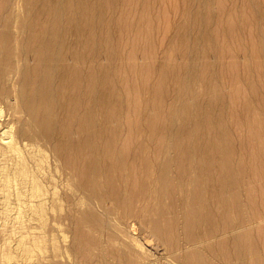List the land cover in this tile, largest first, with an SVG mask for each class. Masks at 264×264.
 <instances>
[{
  "label": "bare ground",
  "instance_id": "bare-ground-1",
  "mask_svg": "<svg viewBox=\"0 0 264 264\" xmlns=\"http://www.w3.org/2000/svg\"><path fill=\"white\" fill-rule=\"evenodd\" d=\"M162 2L169 0H0V97L9 95L6 75L17 72L15 112L25 115L16 134L2 130L0 139H11L0 160L18 165L6 161L14 167L0 179L12 184L28 174L33 184L21 187L39 195L45 184L30 164L37 152L22 146L43 138L60 151L88 205L66 215L77 225L74 254L95 242L89 234L113 236L123 222L128 233L139 228L138 245L155 238L180 249L182 264H264L254 227L264 236V3L185 0L173 6L170 24ZM159 18L173 33L162 52ZM242 21L255 29L251 45ZM228 54L247 61L222 63ZM242 71L245 86L237 85Z\"/></svg>",
  "mask_w": 264,
  "mask_h": 264
},
{
  "label": "rangeland",
  "instance_id": "rangeland-1",
  "mask_svg": "<svg viewBox=\"0 0 264 264\" xmlns=\"http://www.w3.org/2000/svg\"><path fill=\"white\" fill-rule=\"evenodd\" d=\"M257 1H262L264 3V0H257ZM184 2H185V0H169L168 3L162 2L160 4V6H161V9L165 10V14H166L165 20H167L168 22H170V24H172L176 18L175 17L176 11L173 9V6L175 4H179V3L183 4ZM20 3H21V1H20ZM225 3L227 6L233 7L234 5H245V0H225ZM17 6L16 7L18 8L19 11L23 10V9H21V7L19 5H17ZM160 6H159V8H160ZM213 6H214V10L218 11L220 9V4L218 1H215V3H213ZM233 22H234V20H233ZM163 23H164V20L162 18H159L158 25L160 26V29H158V31H157V38L159 39L158 43H160V40H161V42L164 41V44L163 43L158 44V49H160L161 52L163 50L165 51L166 49L169 50V48H171V47H168L169 46L168 45V41H169L168 39H171L169 37L170 36L172 37V34H173V33H171V31L161 30V29H163L162 28ZM241 23H242V26L246 28V33H245L244 39H243L244 43L251 45L252 44L251 39H252L253 34L255 33V29L252 28L248 23H246V21H242ZM167 37H168V39H165ZM166 41H167V43H166ZM230 42H232V41H230ZM162 44H163V47H162ZM159 46H160V48H159ZM162 48H165V49L161 50ZM160 51H159V53H161ZM136 61L141 63L144 61V59L139 58ZM237 61L240 63H244L247 61V58L244 54H240L237 56H231V54H228V55H225L224 57L221 58V62L224 64H230V63L237 62ZM242 74L245 76L246 71H242ZM259 78L264 80V75L260 76ZM17 79H18V73L15 71L8 73L5 77V82H4L3 86L8 89L9 95H5L4 97H0V131H1L0 137L2 135L7 136L9 134H13V135H14V133L16 134V130L18 129V125H17L18 124V118L20 116H22V113L20 114V113L15 112V107L17 105V100L15 99V95H16V90L18 89L17 88V86H18ZM244 80L245 81H242V80L239 81L237 83V85L245 86L246 85L245 83L248 82V78L245 76ZM223 81L225 83L227 93H230V91L232 90L231 83L229 82V80L227 78H223ZM228 99L230 100V97ZM243 99H244V97H242V100ZM22 117H25V115L23 114ZM8 125H10V126H8ZM1 127L3 129H1ZM232 127H233L232 129H233L234 133L237 135H240L242 133L244 134V132H245L243 128L241 129V127H236L235 125H232ZM5 128L7 129L8 133L5 134L6 132H4L2 134V132L5 131L4 130ZM246 133H247V131H246ZM3 136L1 137L2 139H3ZM75 136L78 137L79 134H76ZM2 139H0L1 151H2V147L7 145V144H4V142L7 143L6 139H7V141H9L11 138L10 137L6 138V139H4L5 141ZM23 142H24L23 146L21 143L22 148L23 147L28 148V150L33 151V152H31V151H28L26 149L25 150L26 152H28V153L31 152V154L32 153L34 154L37 152V155L32 154L34 157L33 156L31 157L32 159L33 158L36 159V157H37V159L36 160L31 159L34 162H32L30 160V164H31V167L33 166L35 168V169L33 168L35 174H36L37 170L39 171V173L37 171V174L35 176L37 177V175H38V177H37L38 179L41 177L43 179V181L40 180L41 178L39 180L44 182L45 186H44V189H42V190L40 189L41 192H40V190L38 191L40 197L38 194H35L36 191L34 190L33 187H31V186L26 187L25 189L30 188L29 189L30 191H32L31 188H33L34 192H31V193H34V195L33 194L30 195V192L28 190H27V192H25L26 190L24 189V187H21V186H25L27 184L30 185V183L32 181L27 178V176L29 177V175L27 173H26L27 176L25 175L26 176L25 180L27 181V183L22 178L25 181V183H23L22 182L23 180L22 181L20 180L21 177H24L23 174L20 173V175H22L20 177L18 174L19 179L13 180L11 182H12V184H15L16 182H14V181H17V183H18V180H19V183L21 181V184H19V183L18 184L20 185L21 188L24 189V190L23 189L21 190L23 193L22 196H24V201H23L24 204H22L23 202L21 200L22 203L20 202L21 203V206H20L19 205L20 203H18L19 199H18V202L14 201L15 198L16 199L18 198L17 196L19 195V193H21V191H19V189H18L19 188L18 184H16V186H18L17 188L14 185H12L11 183L10 184L3 183V184H5V185H3L2 184L3 180H1L2 175L5 173L3 171L9 170L8 168L10 167V165L15 164L13 162L17 163V161H14L11 159H15V158L18 159V157L15 156L14 154H13V156H15V157L10 155L9 157H13L10 159L11 161H13V162H11V161H9L8 156H5L8 158V159L5 158V159H7L6 161H9V163H11V164H8V162H7V164H6V161H2L4 158V155H2V153L0 151L1 155L3 156V158H1V160H0L1 161L0 165L2 164L1 166L3 167V168L0 167L1 168L0 170L1 171L3 170L2 172L0 171V173H1L0 174V178H1L0 179V181H1L0 182L1 183L0 184L1 185L0 186V264H109V263L110 264H146L148 262V260L151 262L155 261L158 264L159 263L160 264H179V263L182 264L183 263L182 262L183 259L180 258V253H181L180 249L175 248L174 246H172L170 244H166V243H164V245H163V243L160 244V241L153 238V237H152L153 239H151L150 242L149 241H147L148 243L146 242V244H148V245H146L144 242H142L144 244L141 243L143 246L138 245L140 242L137 243V241L135 239H133L134 237L132 238V236H134V235L135 236H141V235H139V233H140L139 228L136 229L133 226V231L132 232L129 231V233H128L126 230H127V228H128V230H130L129 228H131V227H129V225H127L126 223H123V222H117V225H119V227L121 226V228H119V227L116 228V226L113 227V229L116 231V234H117V235L115 234L116 236L115 235L112 236L108 232H106L103 235H101V233L100 234L95 233L96 235H93V234L90 235L89 234V237L91 238L90 241H93L95 238V242H93L92 244H88L89 245L88 247H87V245L82 246V244L81 245L79 244L81 246V247H79V245H78L79 253L74 254L73 251L70 250L69 244H70V241L72 238V233H73V231L77 225H74V224L70 225L69 220H68L66 215L68 212H70L73 215H77V214H79L80 210H83L86 207H88V205L84 202V200H85L83 198L84 195H83V193H80L79 191H76L74 189V187H75L74 184H75L76 179L71 174L70 170L64 165V161L62 159L60 151L58 149H56L52 145V143H50L46 139L39 138V137L26 138V139H24ZM25 142H26V144H25ZM2 145H4V146H2ZM24 148H23V150H24ZM25 151H24V154H26ZM1 155H0V157H2ZM17 159H15V160H17ZM36 161L37 162L39 161L38 162L39 164ZM3 164L4 165L6 164L5 167L7 166V168H4ZM17 165H18V163H17ZM12 167H14V166H12ZM12 167H10V168H12ZM33 169L31 168L32 171H33ZM39 174H40V177H39ZM27 179L30 181H28ZM31 184H33V182ZM13 192H16L15 196H13V194H15ZM67 192L72 195L71 200L67 199L66 194H65ZM24 193H26V194H24ZM27 193H28V196H27ZM40 193L44 196V197H42L44 199L41 198ZM10 195H12L13 198ZM60 196H61V198H60ZM25 197H27V198H25ZM11 199H13L12 201L16 202V203H13L11 201ZM1 200H4V201L1 202ZM42 200L44 201L43 202L44 208H42L43 210L40 209V207H41L40 205L43 204V203H41ZM5 203H6L7 211H6V208L4 210ZM9 206H10V208H9ZM13 206H14V208L12 209ZM8 208L10 210H8ZM18 208H19V210L21 209L20 213L18 211ZM134 223H136L135 225L139 227V225L137 224L138 222H134ZM122 227L123 228L125 227L126 229L124 228V231H123ZM254 227L256 229L255 232L257 234L256 235L257 241L260 245L259 247H260V249H263L260 251V253H262V251L264 253V238H263L264 236H263V234L262 235L260 234V229H259L258 223H255ZM106 234H107V236H106ZM105 236L107 239H105ZM110 236L113 238L111 239ZM108 237H110V239H108ZM102 238L105 239L104 244H103ZM131 239H133V240H131ZM144 239L141 238V241H145ZM106 240H108V241L106 242ZM134 240H135V243H137V244H135L133 242ZM124 241H127L128 243L126 244V242H124ZM156 241H158V242H156ZM131 243H133V244L131 245ZM127 245L128 246L130 245V249ZM133 245H135V246H133ZM121 246H124L125 248H122ZM131 246L135 247L136 249L135 248L132 249ZM91 248H93L96 251V253ZM126 248H128L127 252H126V250H127ZM109 249H110V251H109ZM137 249L139 250L140 254L137 252L138 251ZM91 250H93V251H91ZM101 250H102V252H101ZM111 250H113V252H111ZM129 250H132L133 252H136V253H131ZM134 250H136V251H134ZM177 250L179 251V255H178ZM174 252H176V253L174 254ZM86 253L88 254V256ZM104 253L106 254V256H108L107 259H105ZM141 253H143L142 255L144 256L143 260H142L141 256L139 257V255H141ZM131 254H132V257H131ZM136 254H138V256ZM133 255H136L137 258H134L136 256H133ZM110 256L111 257L114 256V257H112V260L110 259L111 261L108 260ZM121 256H122V258H120ZM145 256H147L149 258V259H147V261L145 260V258H147ZM80 257H82L83 259ZM90 257L93 258L92 261H91ZM169 257H171V258H169ZM138 258H141V259H138ZM172 258H174V259H172ZM95 259H96V261H95ZM117 259H120V260H117ZM159 259L161 262L159 261ZM151 262H150V264H151ZM155 262H153L152 264H154ZM236 262H239V261L236 260ZM147 264H149V262Z\"/></svg>",
  "mask_w": 264,
  "mask_h": 264
}]
</instances>
